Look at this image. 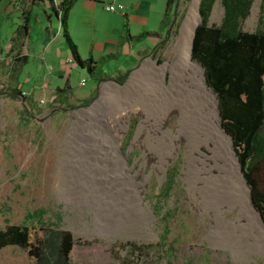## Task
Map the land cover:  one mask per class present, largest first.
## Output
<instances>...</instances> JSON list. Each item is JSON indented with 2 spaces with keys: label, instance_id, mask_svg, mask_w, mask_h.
Returning <instances> with one entry per match:
<instances>
[{
  "label": "rangeland",
  "instance_id": "obj_1",
  "mask_svg": "<svg viewBox=\"0 0 264 264\" xmlns=\"http://www.w3.org/2000/svg\"><path fill=\"white\" fill-rule=\"evenodd\" d=\"M194 1L177 0L167 39L164 31L162 37L144 44L138 57L122 56L121 69L102 71L92 78L65 61L60 51L45 52L49 38L45 16L32 20L26 37L16 35L27 11L52 14L48 0H0V229L7 224L35 225L45 237L70 232L74 245L67 264H264V253L240 262L222 243L209 238L211 218L194 209L181 177L183 146L161 177L154 163L142 167L144 160L165 161L169 150L155 115L162 93L148 65L150 61L161 64L175 55L172 41L178 38ZM262 1L254 0L243 21L244 29L257 27ZM222 16L218 0L210 23L219 24ZM48 18L53 22V17ZM199 21L200 15L196 25ZM49 26L53 35L55 27ZM158 30L159 26L144 31ZM148 37L134 38L135 47ZM27 53V62L18 60ZM66 77H71L73 95L56 97L55 84ZM83 78L85 86L79 84ZM91 106L95 112H82ZM116 107L130 118L126 126L116 115ZM136 109L142 116L126 113ZM77 117L82 123L74 130ZM142 121L146 124L135 144ZM178 124L179 116L172 113L164 132L174 137ZM111 127L122 139L121 154L131 171L138 173V184L144 185L143 200L154 216L151 228L121 224L134 209L126 190L137 191L136 186L94 183L97 169L90 145L95 141V129L109 137ZM34 212L42 214L28 216ZM224 215L234 221L237 209L226 210ZM215 234L219 241L228 240L224 230ZM0 264L29 261L23 250L9 246L0 252Z\"/></svg>",
  "mask_w": 264,
  "mask_h": 264
},
{
  "label": "bare ground",
  "instance_id": "obj_2",
  "mask_svg": "<svg viewBox=\"0 0 264 264\" xmlns=\"http://www.w3.org/2000/svg\"><path fill=\"white\" fill-rule=\"evenodd\" d=\"M198 4L199 0H195L180 28L178 38L172 41L171 50L175 55L161 64L149 62L148 67L156 74L154 78L162 93L155 114L159 134L168 144L169 150L165 161L144 160L142 167L154 163L161 177L167 163L183 146L185 158L181 177L186 182L188 200L202 216L207 214L211 218L209 238L215 243H222L236 260L243 262L254 254L264 253V220L252 203L250 188L232 146V138L221 127L217 97L207 84L201 64L192 55L194 29L199 20ZM114 86L120 87L116 84ZM97 104L94 105L95 108ZM94 107L82 112H95ZM122 110L116 107L115 112L124 120L126 126L130 118L123 117L120 114ZM81 113L77 114L82 115ZM126 113L129 117L142 116L138 109ZM172 113L179 116L178 130L174 137L164 132L165 123ZM81 123L77 117L73 129L76 124ZM145 124L146 121H142L135 144H138L137 139ZM111 128L109 137L97 134L99 129H95V141L90 145L89 151L94 163L96 162L97 171L100 172L96 171L97 179L94 183L97 185L103 181L119 186L124 184L126 188L136 186L137 191L126 190L134 209L131 210L129 219L121 221V224L131 228H151L154 216L149 203L143 200L144 185L138 184V173L131 171L127 158L121 154L122 139L114 127ZM88 206L92 208L90 204ZM234 209H237L236 219L227 220L225 211ZM133 214L134 218L130 217ZM222 230L228 234L225 242L215 237V232Z\"/></svg>",
  "mask_w": 264,
  "mask_h": 264
},
{
  "label": "trees",
  "instance_id": "obj_3",
  "mask_svg": "<svg viewBox=\"0 0 264 264\" xmlns=\"http://www.w3.org/2000/svg\"><path fill=\"white\" fill-rule=\"evenodd\" d=\"M48 1L51 13L59 20L72 60L89 75H95L98 62L91 56L82 58L68 28L70 11L77 0ZM217 1L199 2L200 21L195 28L192 55L203 65L207 84L217 95L221 127L232 138L250 186L252 203L264 218V0L253 31L244 29L243 21L249 16L254 0H220L223 16L219 24H212L210 17ZM176 3L177 0H167L158 31H144L135 38H160L167 31V39L170 26L175 22ZM124 17L127 29V14ZM30 20L31 13L26 12L16 30L18 37H26ZM117 56L118 53L108 54L102 60ZM18 60L27 62L28 55ZM16 91L19 93L17 88ZM55 94L60 98L72 95L69 79L63 87L55 89ZM41 214L34 212L28 216ZM73 245L70 232L45 237L35 225L7 224L0 229V252L9 246L18 247L27 255L29 264H67Z\"/></svg>",
  "mask_w": 264,
  "mask_h": 264
},
{
  "label": "crops",
  "instance_id": "obj_4",
  "mask_svg": "<svg viewBox=\"0 0 264 264\" xmlns=\"http://www.w3.org/2000/svg\"><path fill=\"white\" fill-rule=\"evenodd\" d=\"M109 2L124 4L127 8L126 12L107 11L104 4ZM166 4L167 0H77L70 11L68 28L73 40L78 46L82 58L91 56L98 62L97 73L89 76L95 78L102 71L121 69L120 59L125 54H134L138 57L139 49L144 44L152 43L156 36L148 37L144 42H139L135 47L133 42L135 37L132 35L137 36V34L139 35L149 28L156 29L164 16ZM30 13V23L33 19L40 20V15L46 17V30L49 38L45 52L51 54L52 52L60 51L63 53L65 61L77 65L72 60V55L62 35V28L58 18L53 14L49 16L50 13L48 16L39 13ZM108 14L109 17L106 16ZM125 14H127V29L125 27ZM48 17H53V22H50ZM49 25L55 27L53 35L50 34ZM63 39L65 44L62 41ZM112 53H118V56L116 58L102 60L104 56ZM79 68L82 72L88 74L85 68ZM66 79H69L71 85V77L59 78V81L55 84V89L57 87H63ZM71 87L73 95L74 87L72 85Z\"/></svg>",
  "mask_w": 264,
  "mask_h": 264
},
{
  "label": "built area",
  "instance_id": "obj_5",
  "mask_svg": "<svg viewBox=\"0 0 264 264\" xmlns=\"http://www.w3.org/2000/svg\"><path fill=\"white\" fill-rule=\"evenodd\" d=\"M56 3L60 2L61 0H54ZM104 7L107 11L110 12H115V11H120V12H126V6L122 3H115V2H109L105 3ZM71 60V59H70ZM86 84V79L83 78L80 81V85H85Z\"/></svg>",
  "mask_w": 264,
  "mask_h": 264
},
{
  "label": "water",
  "instance_id": "obj_6",
  "mask_svg": "<svg viewBox=\"0 0 264 264\" xmlns=\"http://www.w3.org/2000/svg\"><path fill=\"white\" fill-rule=\"evenodd\" d=\"M199 2H200V0H199ZM198 6H199V4H198ZM198 14L200 15V13H199V10H198ZM195 28H196V26H195ZM194 33H195V29H194ZM193 37H194V34H193ZM193 43V42H192ZM199 62V61H198ZM200 63V62H199ZM201 64V63H200ZM201 66H202V68H203V70H204V67H203V65L201 64ZM116 82H118V81H116ZM215 93V92H214ZM215 95H216V93H215ZM216 97H217V95H216ZM217 102H219V100H218V98H217ZM232 146H233V143H232ZM233 148H234V146H233ZM241 166V165H240ZM241 170H242V168H241ZM242 173H243V175H244V172L242 171ZM244 178H245V176H244ZM245 180H246V178H245ZM246 183L248 184V182H247V180H246ZM248 186H249V184H248ZM249 188H250V186H249ZM260 213V212H259ZM260 215H261V217L263 218V216H262V214L260 213ZM263 220H264V218H263Z\"/></svg>",
  "mask_w": 264,
  "mask_h": 264
}]
</instances>
